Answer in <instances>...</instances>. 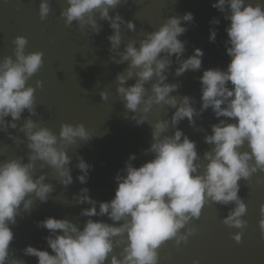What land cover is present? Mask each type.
<instances>
[{
    "label": "clouds",
    "instance_id": "clouds-1",
    "mask_svg": "<svg viewBox=\"0 0 264 264\" xmlns=\"http://www.w3.org/2000/svg\"><path fill=\"white\" fill-rule=\"evenodd\" d=\"M127 2L66 0L68 6L60 15L66 25L77 22L81 29L89 26L97 35L103 26L95 15L109 23L110 59L127 64L116 75V92L126 113H132L126 118L137 126L147 123L151 127L152 142L145 151L153 157L136 167L132 163L135 154L129 155L125 167L115 176L117 187L110 201L93 199L88 187L74 193L71 200L76 205H88L79 213L87 218L82 227L67 218L49 216L38 221L36 226L49 232L45 241L51 253L31 245L22 249L23 256L36 257L37 264H158L160 246L167 241L177 246L187 243L195 229L187 228L183 233L181 229L199 219L202 208L210 202L233 205L223 218L224 225L237 229L247 225L242 219L247 206L238 195L239 181H248L257 171L264 172V0L255 4L249 0L212 3L211 7L229 21L225 46L230 60L225 69L208 68L198 77L199 108L195 97L172 95L180 85L167 82L173 64L178 65L175 77L202 68L203 50L194 48L184 58L187 41L178 38L195 24L194 14L167 17L157 30L146 32L143 39L129 40L121 51L122 31L134 32L136 25L119 12L109 13ZM49 12V0H40V19L44 20ZM209 23L208 40L214 43L217 31L211 26L218 25L220 19L213 17ZM13 44L15 60L8 56L0 61V132L17 146L26 139L29 154L27 162L23 157L0 161V264H26L10 248L14 239L10 225H15L22 213H30L37 200L47 203L54 191L53 184L46 182V173L35 175V162H41V169L51 167L56 183L67 188L74 183L72 157L67 149L77 140L87 142L93 138L83 124H61L57 136L31 119L37 115L35 89L26 82L41 68L43 53L25 54L24 36L15 37ZM129 80L134 83L128 85ZM100 96L108 99L103 91ZM153 106L174 111L170 117L153 123L146 115ZM209 109L218 122L211 124V134L204 136V143L211 147L201 157L196 141L178 125L187 119L189 126L195 127L197 119ZM25 110L29 117L18 126ZM9 129L23 133V139ZM245 143L248 150L241 151ZM76 159L74 167L80 172L76 180L85 185L92 165L82 156ZM93 217H107V221ZM260 217L259 229L264 238V204L260 206ZM241 238V232L232 236L237 243ZM121 246L118 258L114 248Z\"/></svg>",
    "mask_w": 264,
    "mask_h": 264
},
{
    "label": "water",
    "instance_id": "water-1",
    "mask_svg": "<svg viewBox=\"0 0 264 264\" xmlns=\"http://www.w3.org/2000/svg\"><path fill=\"white\" fill-rule=\"evenodd\" d=\"M215 0H128L110 10V15L119 12L125 20H131L136 25V31H122L121 51L129 40H140L146 32L157 30L170 16H182L185 12L194 14L195 24L188 27L187 32L178 37L187 41L184 58L191 55L194 48L204 52L202 68L197 72L188 71L180 77L174 76L175 67L168 73L170 83L180 85L172 95H189L195 97L199 108L200 83L198 77L208 68L225 69L230 58L226 54L225 41L228 39L225 31L229 21L223 13L211 7ZM255 4L257 0H249ZM40 0H0V61L11 56L15 60L13 40L17 36L27 39L25 54L40 51L43 53L41 68L29 78L26 86H32L34 91V107L37 115L31 119L40 126L49 128L59 135L61 124H83L93 138L87 142L77 140V143L67 149L72 157V175L74 183L67 188L56 183L54 170L45 165L41 169L40 161L35 162V175L46 173V182L53 184L54 191L47 203L38 200L30 213L24 212L16 218V224L10 225L14 239L10 248L15 250L17 258H22L26 264H37L36 257L23 256L22 249L31 245L42 250L47 247L45 237L48 230L38 228L36 223L46 217L67 218L82 227L86 217L79 213L85 205H76L71 200L74 193L82 187L90 189L89 195L97 201H110L115 195L117 184L115 176L125 167L130 154H135L133 165L152 159V153H146L152 142L151 127L145 123L137 126L130 118L132 113H126L120 95L116 92L117 73H122L127 64H116L110 57V42L107 37L112 29L107 21L95 18L103 27L100 33L92 34L89 26L81 29L77 22L66 25L61 11L66 8V0H49L50 12L44 20L39 16ZM220 19L215 26L216 41L208 40L210 20ZM175 59V57H173ZM37 81L40 86L37 87ZM134 80H129L128 85ZM127 86V85H126ZM107 93L108 99L102 100L100 93ZM174 109L166 106H153L146 114L153 123L171 116ZM29 117L25 110L18 126ZM6 119H11L7 117ZM211 109L197 119L196 126L190 127L187 119L178 127L196 141L198 154L202 157L204 151L210 150V145L204 143L205 134H211L210 125L217 123ZM13 134L23 133L9 129ZM171 134V129L169 130ZM247 144L241 151H247ZM29 150L27 140L20 146L15 145L3 132H0V161L23 157L27 162ZM77 156L90 165L89 179L81 185L76 176L80 174L74 167ZM238 195L244 200L247 211L242 217L247 221L243 229L230 228L223 224V218L233 207L208 203L202 208L199 219H193L181 229L194 228L195 232L188 237L187 243L179 246L174 241H167L158 251V264H264V238L259 229L260 206L264 204V172L254 173L248 181H239ZM98 210V209H97ZM94 220L107 217H93ZM111 223V221H108ZM241 232L239 243L232 239L233 234ZM121 247L114 248V254L119 258Z\"/></svg>",
    "mask_w": 264,
    "mask_h": 264
}]
</instances>
